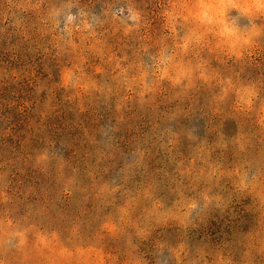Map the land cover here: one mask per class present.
I'll return each mask as SVG.
<instances>
[{
	"label": "rangeland",
	"instance_id": "1",
	"mask_svg": "<svg viewBox=\"0 0 264 264\" xmlns=\"http://www.w3.org/2000/svg\"><path fill=\"white\" fill-rule=\"evenodd\" d=\"M0 264H264V0H0Z\"/></svg>",
	"mask_w": 264,
	"mask_h": 264
}]
</instances>
